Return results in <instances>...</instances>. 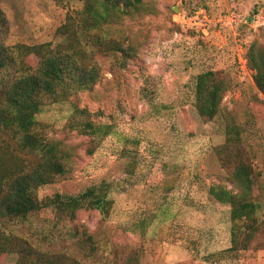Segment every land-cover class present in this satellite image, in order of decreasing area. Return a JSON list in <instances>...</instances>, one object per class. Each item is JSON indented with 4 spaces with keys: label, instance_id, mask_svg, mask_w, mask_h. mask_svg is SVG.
<instances>
[{
    "label": "rangeland",
    "instance_id": "rangeland-1",
    "mask_svg": "<svg viewBox=\"0 0 264 264\" xmlns=\"http://www.w3.org/2000/svg\"><path fill=\"white\" fill-rule=\"evenodd\" d=\"M194 3L207 7L213 18L207 36L174 22L177 12ZM0 4L10 22V44H57V29L68 11L83 6L81 0ZM156 5V13L126 21L135 49L128 62H122L121 53L96 54L101 78L76 103L102 110L103 122L113 132L93 154L88 152L91 138L69 127L73 101L47 104L38 115L40 131L74 152L69 176L40 188L39 195H76L104 180L113 184L115 205L106 221L98 211L79 213L78 223L103 244L95 258L71 253L86 264H120L124 253L136 247L143 249V264H264V249L235 257L215 253L230 246V207L208 194L213 184L236 189L216 152L225 141L224 114L243 125L264 190V93L256 87L255 71L242 73L235 59L237 37L248 49L255 40L264 43V0H156ZM228 9H235L243 21L234 27L219 25V16ZM206 70L218 71L228 85L213 120L202 117L195 104L196 77ZM53 217L51 208L39 214L45 223ZM33 230L29 224L23 233ZM208 254L217 260H203ZM18 259L17 253L5 254L0 264H17Z\"/></svg>",
    "mask_w": 264,
    "mask_h": 264
},
{
    "label": "trees",
    "instance_id": "trees-1",
    "mask_svg": "<svg viewBox=\"0 0 264 264\" xmlns=\"http://www.w3.org/2000/svg\"><path fill=\"white\" fill-rule=\"evenodd\" d=\"M53 1L63 5L69 0ZM81 1L83 6L69 10L57 29L61 41L55 45L10 44V22L0 4V260L5 254L17 253V264H86L71 253L95 258L103 249L95 232L77 219L81 211H98L106 221L115 205L113 184L104 180L76 195L57 192L40 197V188L69 176L74 152L40 131L38 115L47 104L73 101L69 127L91 138L88 152L93 154L113 132V126L103 122L102 110L94 112L77 104L81 94L92 90L101 78L96 54L121 53L122 62H128L135 49L127 19L154 14L158 7L156 0ZM196 7L204 5L194 3L186 11ZM246 56L249 70L255 71L256 87L264 93V43L253 41ZM195 84L197 111L213 120L221 111L227 82L218 71L206 70L197 75ZM223 118L225 141L216 152L236 189L213 184L208 194L210 200L230 207V246L215 253L235 257L264 249V190L258 181L261 173L250 160L243 125L230 114ZM44 208L54 212L46 223L39 220ZM29 224L33 232L23 233ZM112 252L117 258V250ZM142 252L140 247L133 248L119 263L143 264ZM202 258L212 263L217 260L212 254Z\"/></svg>",
    "mask_w": 264,
    "mask_h": 264
},
{
    "label": "built area",
    "instance_id": "built-area-1",
    "mask_svg": "<svg viewBox=\"0 0 264 264\" xmlns=\"http://www.w3.org/2000/svg\"><path fill=\"white\" fill-rule=\"evenodd\" d=\"M242 21L243 17L235 9H228L219 16L217 23L222 27H234L235 24ZM174 22L177 25L182 26L184 29H196L204 36H207L213 23V19L211 18L210 12L207 8L196 7L192 11L180 10L177 12L174 16ZM236 41V62L240 71L242 73H247L250 71L246 56L247 48L243 45L240 37H237Z\"/></svg>",
    "mask_w": 264,
    "mask_h": 264
}]
</instances>
